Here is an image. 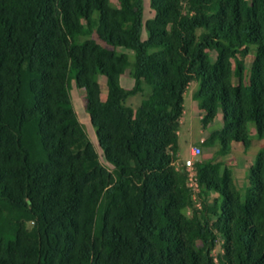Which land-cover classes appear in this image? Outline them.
Segmentation results:
<instances>
[{
	"label": "trees",
	"instance_id": "obj_1",
	"mask_svg": "<svg viewBox=\"0 0 264 264\" xmlns=\"http://www.w3.org/2000/svg\"><path fill=\"white\" fill-rule=\"evenodd\" d=\"M117 1L0 0V264H214L211 248L192 246L209 227L184 215L191 196L174 166L184 93L201 80L208 120L222 110L236 141L248 145L247 124L264 131V0H190L188 15L181 0H151L147 40L143 0ZM251 50L250 84L234 86L233 61ZM72 80L108 165L75 112ZM146 91L139 108L128 104ZM256 233L237 220L242 264L264 262Z\"/></svg>",
	"mask_w": 264,
	"mask_h": 264
},
{
	"label": "rangeland",
	"instance_id": "obj_2",
	"mask_svg": "<svg viewBox=\"0 0 264 264\" xmlns=\"http://www.w3.org/2000/svg\"><path fill=\"white\" fill-rule=\"evenodd\" d=\"M189 2L190 0H181L178 5L185 15L192 14ZM113 3L115 6L119 5L117 0H113ZM143 4L145 25L143 39L147 40L149 33L146 25L156 19L157 13L153 9L151 0H143ZM204 33V29H199L197 36L200 37ZM93 38L97 37L94 35ZM120 52L128 53L130 61L134 63L133 52L123 49ZM207 52L210 60L216 62L218 53L211 50ZM256 56V52L251 50L248 55H241L237 61H233L234 86L250 84ZM131 71L132 67L121 78V84L127 90L135 85ZM99 82L102 97L106 99L108 93L106 77L100 76ZM200 91L201 80L191 79L184 93L179 148L174 155L175 168L179 171L185 170L186 187L191 196L190 204L184 209V215L189 220L198 221L203 227L208 224L207 241L197 239L192 243L201 254H205L208 248H211L210 256L214 264H242L236 255L234 230L237 220H246L255 227L257 233L253 248H262L264 244V131L259 132L253 123L247 124L243 132L248 145L236 141L232 138V132L226 127L222 110L218 111L213 121L208 120V114L203 110V101L197 98ZM70 95L78 119L90 141L95 145L101 162L108 165L87 111L86 91L78 88L75 80H72ZM149 96V91L138 94L131 97L128 104L137 109ZM196 147L201 149V154L193 158L192 151ZM191 159L195 162L193 173L198 178L196 189L190 187L192 184L189 181L190 172L186 170V162ZM199 164H204V178L208 179L209 183L206 181L203 183ZM209 184L216 185V188L210 189ZM224 226L228 229L229 237L219 231ZM27 227L31 230L33 223H28Z\"/></svg>",
	"mask_w": 264,
	"mask_h": 264
},
{
	"label": "built area",
	"instance_id": "obj_3",
	"mask_svg": "<svg viewBox=\"0 0 264 264\" xmlns=\"http://www.w3.org/2000/svg\"><path fill=\"white\" fill-rule=\"evenodd\" d=\"M201 154V149L199 147L194 148V150L192 151V157L196 158ZM195 167V162L194 160H188L186 162V170H188V172H190V177H189V181L192 183L190 185V187H194V189L198 188V178L196 177L195 173H193Z\"/></svg>",
	"mask_w": 264,
	"mask_h": 264
},
{
	"label": "water",
	"instance_id": "obj_4",
	"mask_svg": "<svg viewBox=\"0 0 264 264\" xmlns=\"http://www.w3.org/2000/svg\"><path fill=\"white\" fill-rule=\"evenodd\" d=\"M182 171L184 172L185 170L183 169Z\"/></svg>",
	"mask_w": 264,
	"mask_h": 264
}]
</instances>
